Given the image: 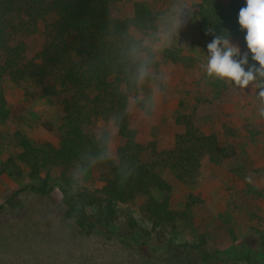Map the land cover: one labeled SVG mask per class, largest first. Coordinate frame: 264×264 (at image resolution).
<instances>
[{"label":"rangeland","instance_id":"374dc122","mask_svg":"<svg viewBox=\"0 0 264 264\" xmlns=\"http://www.w3.org/2000/svg\"><path fill=\"white\" fill-rule=\"evenodd\" d=\"M211 1L238 10L246 6V0ZM138 2L158 17L154 28L134 32L142 40L143 51L154 61L152 75L129 96L127 119L138 140L149 147L156 145L158 150L170 148L177 135L185 131L188 120L205 136L215 135L226 155L220 161L204 156L192 181L179 180L172 169H158L171 190L153 189L152 195L158 200L168 196L170 208L177 213L175 227L167 226L163 234L152 228L145 196L119 203L114 221L91 207L99 223L88 232L67 216L66 210L70 204H77L74 196L79 190L102 195L106 161L93 160L85 165L72 184L60 177L61 166L48 165L39 174L44 177L49 172L48 193L32 191L30 185L38 179L31 176V166L20 155L28 150L21 139L59 147L66 113L62 104L49 100L43 84L30 78H6L0 83V94L10 111L0 122V264L258 262L255 255L262 251L264 235V118L257 113L260 101L251 84L240 91L226 81L208 77L201 67L211 42L200 28L201 0H119L113 3L112 13L132 17ZM178 13L185 23L178 35L173 34L171 42L165 43L167 33L174 32ZM44 25L35 34L20 37L27 45L28 58H35L46 41ZM245 36L246 30L239 25L229 38L242 55L248 53L247 70L259 65L251 58ZM165 73L171 77L167 85L160 79ZM112 120L100 119L97 124L101 131H109L107 152L115 160L124 138ZM132 219L137 221L134 235L145 245L106 231L125 230ZM159 238L166 247L156 244ZM235 240L238 245L242 243L241 254L239 247L232 245ZM248 251L255 257L250 261L242 257V252Z\"/></svg>","mask_w":264,"mask_h":264},{"label":"trees","instance_id":"16d2710c","mask_svg":"<svg viewBox=\"0 0 264 264\" xmlns=\"http://www.w3.org/2000/svg\"><path fill=\"white\" fill-rule=\"evenodd\" d=\"M115 1L119 0H0V83L6 78L33 79L43 84L49 100L62 104L66 113L59 147L21 139L28 150L20 155L31 166V176L38 179L30 185L32 191L48 193L49 172L44 177L39 175L48 165L61 166L60 177L72 184L85 165L103 160L108 169L101 176L102 195L79 190L74 196L77 204H70L66 215L90 232L99 223L91 207L105 213L106 220L114 221L119 203L145 196L144 207L152 228L163 234L167 226L175 227L177 213L170 208L168 196L158 200L152 195L153 189L171 190L158 169H172L179 180L192 181L204 156L220 161L226 154H222L223 145L215 135L205 136L188 120L184 122L185 131L177 135L170 148L158 150L156 145L149 147L138 140L137 131L127 119L129 96L137 88L133 81L136 65L129 59L128 50L133 43L144 49L134 32L154 28L158 17L142 2L136 4L132 17H116L112 13ZM238 13L235 6L201 0L202 34L210 41L214 35H231L239 26ZM42 23L46 41L35 58H28L27 45L20 37L35 34ZM9 113L0 94V122ZM100 119H113L124 138L115 160L106 156L109 131H101L97 124ZM130 171L133 174L127 177ZM136 227L137 221L132 219L125 230L106 231L145 245L134 235ZM237 241L232 245L239 247L236 249L241 254L242 243L238 245ZM156 244L167 246L160 238ZM255 256L258 262L252 264H264V235L262 251ZM242 257L250 261L254 255L248 251L242 252Z\"/></svg>","mask_w":264,"mask_h":264},{"label":"clouds","instance_id":"9594fccd","mask_svg":"<svg viewBox=\"0 0 264 264\" xmlns=\"http://www.w3.org/2000/svg\"><path fill=\"white\" fill-rule=\"evenodd\" d=\"M184 23L179 19L178 13L173 24L174 32L167 33L165 43L171 42L173 34L178 35ZM238 23L242 30H246L247 49L251 53L252 60L258 62L259 66L253 64L245 70V65L248 64V53L242 55L239 46L230 42V33H222L214 35V39L207 44V60L201 67L208 77L226 81L240 91L251 84L253 94L260 101L257 113L264 118V0H246V6L239 10ZM211 31L210 28L209 32ZM128 57L136 65L133 81L137 85H142L152 75L153 58L135 43L130 45ZM160 79L167 85L171 77L165 73ZM256 89H259L258 94H256ZM106 156L111 158L110 154ZM132 174L133 171H130L127 177Z\"/></svg>","mask_w":264,"mask_h":264}]
</instances>
